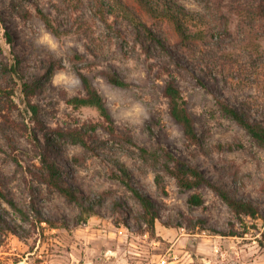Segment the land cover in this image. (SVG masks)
<instances>
[{"label": "rangeland", "instance_id": "obj_1", "mask_svg": "<svg viewBox=\"0 0 264 264\" xmlns=\"http://www.w3.org/2000/svg\"><path fill=\"white\" fill-rule=\"evenodd\" d=\"M139 22L165 46L148 41L146 49ZM45 35L50 39L42 42ZM0 41V181L26 213L0 194V210L17 230L5 234L0 226V264H264V148L218 103L222 98L264 122V0H0ZM17 57L15 74L6 64ZM54 59L62 67L47 78ZM77 64L119 130L198 165L253 200L260 216L243 222L210 186L182 188L166 172L164 190L156 179L162 163L111 135L96 107L66 101L86 92ZM38 77L42 87L33 100L40 121L21 89L23 79ZM170 79L188 100L199 142L170 112L164 93ZM79 133L89 145L76 141ZM45 155L61 165L84 203L42 181ZM122 167L155 200V232L118 177ZM195 192L203 204L189 202ZM34 206L51 222H37ZM232 230L242 235L224 234Z\"/></svg>", "mask_w": 264, "mask_h": 264}, {"label": "trees", "instance_id": "obj_2", "mask_svg": "<svg viewBox=\"0 0 264 264\" xmlns=\"http://www.w3.org/2000/svg\"><path fill=\"white\" fill-rule=\"evenodd\" d=\"M46 20V16H44ZM140 20V19H139ZM47 21V20H46ZM142 26V27H141ZM137 35L140 38L141 43H143L146 49L148 41H158L160 44L165 46L163 39L155 33L148 25L144 22L138 23ZM6 37L8 42H14V35L7 31ZM4 51V45L0 41V54ZM149 51V50H148ZM75 57H81L82 55L76 54ZM21 65V59L17 57L14 62L6 64V67H10V70L17 74L18 68ZM62 67V63L58 64L56 59L50 60L46 68L45 75L47 78L52 77L55 74L57 68ZM78 70L81 74L85 94L66 96V101L74 106H93L96 107L101 116L104 118V125L108 129L111 135L113 136H123L127 138L130 142H135L134 137L131 131H122L119 130L116 122L113 118L112 113L110 112L106 100L101 92L97 89L91 79L82 71V68L77 64ZM109 79L120 86H127L129 83L118 73H107ZM21 89L24 93V101L26 102L28 109L32 112V115L35 116L37 121H40V106L37 104L33 97L39 93L42 87L41 77L33 79H23L21 82ZM165 95L170 100V112L172 116L183 126L184 131L187 137L193 142H199V133L196 128L195 119L188 107V100L185 97L182 89L177 85L175 79H170L164 89ZM218 103L220 107L230 116H232L241 126H243L247 132L256 140V142L264 148V122L252 118L251 115L240 107L226 102L222 98H218ZM74 135H78L75 134ZM80 138L76 141L82 142L86 145H89L87 137L79 133ZM137 143V142H135ZM141 153L143 155H150L155 158L157 163H162L159 168L156 170V179L158 184L165 190V174L164 172L175 177L182 188H195L206 184L210 186L213 190L219 193L222 199L231 207L232 211L244 222V216H251L253 218H258L260 216L259 206L251 199L240 197L233 193L229 187L224 184H221L215 180L210 179L206 173L193 162L186 160L168 149L164 145H158V147H149L147 145L138 144ZM42 164L40 166V178L43 182L47 183L50 187L55 188L61 194L66 196L71 200H78L84 203L83 197L79 192V189L73 184L69 183L63 176V170L61 165L51 159L48 155H45L42 159ZM122 174H117L120 179L130 188V190L136 195L140 202L144 206L143 217L148 223L152 232L156 230V219L159 216V210L156 205L155 200L144 190L139 188L133 182L131 174L128 172L127 168L121 170ZM2 182L0 181V194L6 201L16 210L23 209L19 206L15 197L10 195L5 189L2 188ZM204 196L200 192L192 193L189 196V202L192 204H203ZM38 216L36 217L37 222L42 223L43 221L51 222L50 218L43 214V212L37 207L34 206ZM24 215L26 213L23 211ZM198 222L203 224L205 220L203 218H198ZM206 223V222H205ZM0 226L4 233L7 234L9 231L16 232V228L12 223L7 219L6 214L0 210ZM229 235H242L238 230H232L229 233H224ZM264 235V232H263ZM260 243L264 246V238H260ZM2 241H0V246Z\"/></svg>", "mask_w": 264, "mask_h": 264}, {"label": "clouds", "instance_id": "obj_3", "mask_svg": "<svg viewBox=\"0 0 264 264\" xmlns=\"http://www.w3.org/2000/svg\"><path fill=\"white\" fill-rule=\"evenodd\" d=\"M50 39V37L48 35H45L43 38H42V42L43 41H48Z\"/></svg>", "mask_w": 264, "mask_h": 264}, {"label": "built area", "instance_id": "obj_4", "mask_svg": "<svg viewBox=\"0 0 264 264\" xmlns=\"http://www.w3.org/2000/svg\"><path fill=\"white\" fill-rule=\"evenodd\" d=\"M122 232H123V230L121 229V230H120V233H122Z\"/></svg>", "mask_w": 264, "mask_h": 264}]
</instances>
